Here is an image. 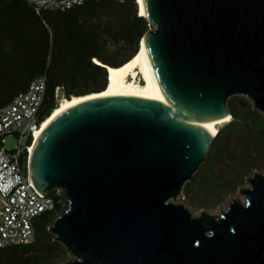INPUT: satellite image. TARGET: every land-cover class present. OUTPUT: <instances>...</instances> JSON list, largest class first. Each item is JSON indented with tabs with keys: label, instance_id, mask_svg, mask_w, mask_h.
I'll return each mask as SVG.
<instances>
[{
	"label": "water",
	"instance_id": "95a60500",
	"mask_svg": "<svg viewBox=\"0 0 264 264\" xmlns=\"http://www.w3.org/2000/svg\"><path fill=\"white\" fill-rule=\"evenodd\" d=\"M143 4L140 45L165 101L96 97L46 126L28 170L66 198L49 231L65 264H264L262 174L219 215L175 203L215 138L198 124L232 118L233 96L264 115V0Z\"/></svg>",
	"mask_w": 264,
	"mask_h": 264
},
{
	"label": "trees",
	"instance_id": "16d2710c",
	"mask_svg": "<svg viewBox=\"0 0 264 264\" xmlns=\"http://www.w3.org/2000/svg\"><path fill=\"white\" fill-rule=\"evenodd\" d=\"M148 29L137 0H85L68 11L40 13L25 0H0V111L38 77L47 79L42 122L64 99L104 90L106 66L118 67L133 58ZM228 107L234 118L229 132L243 130L264 137L263 114L243 108L234 96ZM223 138L219 131L210 146L215 155ZM208 169L197 172L183 193L191 196L193 188L201 191L203 187L219 192V182ZM51 197L56 207L36 220L35 242L0 249V264H58L69 256L49 231L65 200L56 191Z\"/></svg>",
	"mask_w": 264,
	"mask_h": 264
},
{
	"label": "built area",
	"instance_id": "2783aa9c",
	"mask_svg": "<svg viewBox=\"0 0 264 264\" xmlns=\"http://www.w3.org/2000/svg\"><path fill=\"white\" fill-rule=\"evenodd\" d=\"M25 1L34 6L38 13L64 12L85 2ZM46 89V77H38L26 91L18 94L0 111V249L34 243L36 220L44 213L54 210L57 204L51 195L44 196L35 188L28 170L35 134L43 123L40 111ZM8 137L16 139V145L12 149L6 147ZM26 153L27 159L24 158ZM56 192L66 201L61 190Z\"/></svg>",
	"mask_w": 264,
	"mask_h": 264
},
{
	"label": "rangeland",
	"instance_id": "374dc122",
	"mask_svg": "<svg viewBox=\"0 0 264 264\" xmlns=\"http://www.w3.org/2000/svg\"><path fill=\"white\" fill-rule=\"evenodd\" d=\"M139 9V7H138ZM139 83H142L139 77ZM243 108H253L252 102L243 96H234ZM232 118L222 124L216 125V130L223 131V142L220 151L216 155L209 149L205 161L200 166L198 172L208 170L219 182V192L203 187L201 191H190L191 196L183 193L175 203L186 206L194 216L206 212L211 215H219L226 210L233 199L244 200V196L239 192L240 189L248 188V181L255 172L264 176V137L261 135H248L243 130L231 131ZM218 134V133H217ZM216 137V136H215ZM16 145L14 137H8L6 147L12 149ZM214 165H213V162ZM213 166V167H212ZM233 166H238L236 171ZM207 189V190H206ZM67 207L65 201L62 211ZM222 210V211H221ZM73 259L70 255L58 264H65L66 261Z\"/></svg>",
	"mask_w": 264,
	"mask_h": 264
},
{
	"label": "bare ground",
	"instance_id": "6f19581e",
	"mask_svg": "<svg viewBox=\"0 0 264 264\" xmlns=\"http://www.w3.org/2000/svg\"><path fill=\"white\" fill-rule=\"evenodd\" d=\"M137 4L139 7V15L144 16L145 8L143 0H137ZM142 7L143 14H141ZM106 67L108 72V83L106 89L101 93H92L90 95L78 97L74 96L71 99H64L60 103V105L52 112V114L46 120L43 121L42 126L36 132L35 140L31 147V155L36 142L38 141L46 126L64 110L72 107L73 105L81 101L103 96L140 97L163 102L165 101L157 85L155 84L153 76L143 55V44L140 45L138 53L128 62L118 67ZM138 77L139 79H141L142 83H139L137 81ZM229 118L231 119V116H227L219 121H223L222 123L224 124L230 120ZM222 123H219L217 121L209 124H198V126L201 127L211 137H215L218 133V131L216 130V125H220ZM205 125H211L212 127L208 128L205 127ZM213 131L215 132L214 135Z\"/></svg>",
	"mask_w": 264,
	"mask_h": 264
},
{
	"label": "snow or ice",
	"instance_id": "6c2138e0",
	"mask_svg": "<svg viewBox=\"0 0 264 264\" xmlns=\"http://www.w3.org/2000/svg\"><path fill=\"white\" fill-rule=\"evenodd\" d=\"M141 14H143V7L141 9ZM230 119V118H229ZM219 123H222L223 121H218ZM205 127L211 128V125H205ZM215 134V132L213 131V135Z\"/></svg>",
	"mask_w": 264,
	"mask_h": 264
}]
</instances>
